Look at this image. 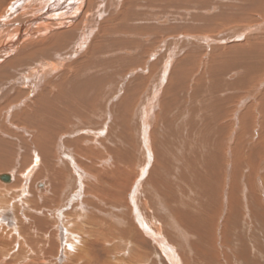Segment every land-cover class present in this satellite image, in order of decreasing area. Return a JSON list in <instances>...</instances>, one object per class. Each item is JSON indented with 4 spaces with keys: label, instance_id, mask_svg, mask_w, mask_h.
Listing matches in <instances>:
<instances>
[{
    "label": "bare ground",
    "instance_id": "obj_1",
    "mask_svg": "<svg viewBox=\"0 0 264 264\" xmlns=\"http://www.w3.org/2000/svg\"><path fill=\"white\" fill-rule=\"evenodd\" d=\"M213 6L207 5L205 0L9 2L8 11L0 16V75H3L0 76V129L4 126L5 118L9 119L8 114L13 113L14 109L25 108L24 117L19 119L29 127L24 134L36 132V149L30 151L31 165L26 172L39 167V174L45 177L43 179L50 188L43 180L29 184L26 179L28 174L21 173L16 178L13 187L17 186L18 190L14 193L15 196L18 199L30 200L31 203L29 205L17 201L16 208L10 205L0 206V257L12 255L11 257L21 264H41L46 258H53L55 264H145L146 251H139L137 248L149 237L170 264H181L180 255L176 254L175 248L184 249L188 243L177 237L182 233V228L179 231L174 229V221L177 220L171 216L177 211L189 213L182 214L185 218L188 217V221L183 223L193 230L196 227L191 219H199L201 212H206L196 213L198 209H191L194 206L192 204H186L185 208L180 209L181 201H185L190 192L196 194H192L196 196V201L202 190L201 199L205 200V203H202L203 210L209 209L215 203L214 179L218 180L219 177L215 178L214 172L220 159L219 154L223 152L222 148H219L222 143H219L222 128L218 121L224 106L221 100L223 95L220 93L226 88L227 83L223 78L231 62L223 60L220 61L221 64L217 61L219 66H216L220 68L217 73L210 75L209 88L206 84L202 85L199 79L192 93L185 95L187 99L184 94L180 96L171 77V87L175 84L172 92L169 86L163 92H171L172 97L167 102L166 99H161L165 104V108L161 110L158 106L159 94L175 50L167 51L169 55L167 54L165 59L161 54L164 53L168 41L164 38L166 34L178 36L184 31L201 33L212 29L214 24L209 22H220L223 25L229 18H235L219 11V16L207 19L201 17L199 20V15H210L213 10L210 11L211 8L217 9L216 5ZM223 7L222 10L228 8ZM183 13L186 18L192 20L183 22ZM258 13L263 12L258 10ZM236 16L232 21L243 18L237 14ZM229 21L231 22V19ZM235 34L229 33L227 37H235L237 43L243 42L245 37L241 39L239 34ZM169 40L174 42V46L184 44L185 47L187 44L186 47H189L196 39L179 36L170 37ZM244 41V44L231 47L236 52L232 58V62H235L232 64H238L239 67L243 64L244 67L257 60L264 63V53L261 50V47L264 48V42L261 41L260 44V41L256 40ZM203 42L206 45L209 43L207 39ZM242 47L250 48L242 52ZM118 62L125 66L128 64V73H138V80L141 82L148 79L147 63L149 68L154 70L158 67V72L155 71L156 75L150 79L149 87H145L146 94L141 96L142 99L140 97L137 105L132 106V101L128 106L127 99L124 100L123 106L129 108L127 114L122 113L119 109L121 106L116 109L109 108L113 99L110 95L122 91L121 86L115 91L113 82L106 80L112 76L114 78L112 72L117 73L120 70L121 65L118 66ZM258 69L260 68L255 65L244 67L240 81L244 83V78L250 77ZM240 81L233 82L232 86L240 84ZM132 84L130 90L134 91L136 87L132 88ZM118 116H126V127L121 125ZM98 120H102L100 125ZM91 126L97 129H92ZM5 136L0 130V143ZM260 143L262 142L257 143L258 149L250 146H245L247 151L242 149L250 157L254 155L250 152L257 153L260 149L264 152V145L262 147ZM81 144L95 152L103 153V160L97 159V155L90 158L79 153V150L88 151L83 149ZM117 147L120 148V156L123 155L125 161L117 156ZM1 148L0 145V150ZM97 160L99 166L106 168L130 161L138 166L141 176L136 185L133 184L132 191L129 190V197L124 196L121 186L119 190L113 186V194L106 192L103 184H108L109 181H103L107 179L105 172L98 173V177H95L84 171L83 168L94 171ZM84 162L91 164L85 167ZM234 165L238 167L236 163ZM262 165L261 180L257 184L264 201V163ZM228 176L224 173L222 179ZM0 180L5 183L12 178L10 179L8 174H0ZM125 181L123 179L122 184L118 185L124 186ZM37 184L42 186L38 190L35 189ZM112 185L113 183L109 188ZM247 187L245 185L242 188ZM96 194H104L107 198L111 196L112 200L101 199ZM156 194L168 200L170 213L167 214L163 207L161 211H156L160 216L163 214L164 219L154 215L159 202ZM115 195H118L116 200ZM7 196L8 192L0 193V202H8ZM82 196H89L91 199L84 201ZM187 201L198 203L194 202V199ZM228 202L232 205L230 208H233L231 210L235 211L234 214L238 215L241 208H244L239 204V200L238 203H234V199H229ZM199 203L201 204V201ZM96 217L101 218V222L98 221L101 224L96 223ZM178 217L176 218L179 220ZM239 223L233 225L242 228L240 221ZM104 225L106 229L99 233L97 227ZM169 231L173 232L174 245L166 244ZM113 234H116L115 238L112 237ZM120 238L131 246L135 245L132 254L124 255L120 253L121 250H117L119 248L116 243L121 241ZM191 254L193 261L198 264H214L212 260L209 263L208 258L205 262L200 253ZM197 256L204 262L198 260Z\"/></svg>",
    "mask_w": 264,
    "mask_h": 264
},
{
    "label": "rangeland",
    "instance_id": "obj_2",
    "mask_svg": "<svg viewBox=\"0 0 264 264\" xmlns=\"http://www.w3.org/2000/svg\"><path fill=\"white\" fill-rule=\"evenodd\" d=\"M11 1L12 0H0V16L5 14L6 11H8L7 10L9 8L8 5H9V2ZM205 1L207 2V5H212V6L214 5L213 7H215L216 5L217 9L211 8L210 11L213 9L214 12H212L213 10L210 12L211 14L208 12L210 15H206V16L199 15L200 16L199 20H201L202 18L207 19L208 17L209 18L214 17L218 15V13H220L219 11L227 15L231 14L232 16L230 17H235V18L233 19L229 18V20L231 19V22L228 20L223 25H221L220 22H218L220 25L217 24V22H209L212 25L214 24L212 26V29L209 31L201 32V33L200 32H197V33L189 32L188 33L184 31L185 33L180 32L181 34L180 35L178 34V36L177 35L172 36V35L166 34L164 38H167L168 41L165 44L164 53L161 54L162 56L164 55L163 59H165L168 52H170L169 50L171 51L175 50L174 51L175 55L173 59L171 60L170 67L167 72L166 80L164 81L165 83L163 82L161 93L159 94L161 102L160 101L158 102V106L159 108H161V110L165 108L164 107L165 104H163V100L161 99H164V100L166 99L165 100L166 102L171 99L172 97L171 90L173 89L175 84L177 85V91L180 92V96H183V94H184V97L185 95L189 96L192 93L193 88L196 87L195 86L196 82L199 79L202 82V83L200 82L202 85L206 84V86L208 87L209 81L211 79L210 75L213 74L214 72L217 73V71H219L220 67L218 68L217 66H219V63L222 64V62L220 61L225 60L227 62H231L227 66L229 67V69L225 70L226 72L223 78L224 81L227 83L226 88L223 90V92L220 93L223 95L221 100L224 106L221 109L224 111V113L222 111V114L224 115L222 116L221 114V119L218 121V125H220L222 128L221 130L222 136L221 138H219L220 139L219 143L220 142L222 143H221V147L219 148H222L223 152L219 154L220 159L216 164V167H217L215 170L216 172H214L215 178L219 177V179L217 178L218 180L214 179L215 184H214L213 196H215V203H213L209 209L205 208L203 210L202 203H205V200H203V198L201 199L202 195L200 194H203L202 190L200 191L201 193L199 192L197 196L198 199H196V201H195L196 196H194L196 194L192 193L194 194L192 195L191 192L188 196L191 199L186 196L185 201H181L180 209L185 208L186 204L188 205L192 204L194 206H192L191 209L194 208L195 211L198 209L196 213L201 212V211L206 212L205 214L201 212V218L205 216L202 219L201 218L191 219V220H194L195 222L196 228L193 229L194 231L192 229H189V227L185 225V223L188 221L187 220L188 217L185 218L184 216H182V214L187 213V212L177 211L176 213L174 212L175 214L172 212L174 215L171 217L177 220V221H174L175 223L174 229L176 231H179L182 228L181 229L182 233H180V235L177 237L181 238L182 241H187L188 244H186L185 246L188 245L190 247L189 248L187 246L184 249L175 248V252L177 255H180L179 258H180L181 264H192V262H194L193 255L191 253L193 254L200 253L199 255L205 259V262H207V258H208L209 263L212 260L214 264H264V201H262L261 199L262 193H260V190L257 184L258 181L261 180L260 169H261V166H263L262 163H264V152L261 151V149L260 151L258 150L257 153L250 152L254 154V155H251L252 157L251 156L248 157L246 153V151L248 150L246 149V147L250 146L252 148L258 149L257 143L259 142H262L260 143L262 147L264 145V112H263L264 110V106H263L264 105V63H262L263 61L260 62L257 60L255 63L250 62L244 65V67H249V65H255L260 69L252 73L250 77L248 76L247 78H244L245 79L244 83H242L239 78H240V75L244 74L243 73L244 67H243V64H242V67H239L238 64L236 65L232 64L235 62V61L232 62L233 60L232 58L235 57L236 52L233 48H231L235 45L244 44L245 43L244 40L248 42L251 40H256V41H260L259 42L260 44H261V41L264 42V8H263L264 2L262 1L258 2V1H253V0H224L225 2L223 3L221 2L222 0L221 1L211 0V2L207 0ZM221 4L223 5L221 6ZM184 6L183 8H185ZM223 6H225V8L227 7L228 8L225 10H222V8H224ZM187 8L193 9V7H187ZM256 8H258V10L263 13H258V10ZM234 14L235 16H233ZM236 14L243 18L241 20H236V22H234L232 20L236 19L237 17ZM182 15L185 18V19L184 18L182 19L183 22L190 20L189 17L186 18L185 13H183ZM166 24L167 26H169L168 23ZM205 25H206V22H205ZM215 25H218V26H215ZM229 33H234V35H236L235 33H237L240 35L241 39L244 37L245 38L243 42L241 41V43H237V41L235 40L236 39L235 37L234 38L227 37ZM179 36L180 37L182 36L184 38L190 37V38L196 39L197 41L195 40V42H193L192 45H189V47H186L188 46L187 44H185V47H184V44H178L174 46L173 45L174 42L169 39L170 37L174 38V37H179ZM204 39H207L209 41L208 45H206L203 42ZM223 39L227 41L225 42V40ZM152 48L154 49V47ZM152 48L150 49L151 51L153 50ZM183 48L185 50H183ZM249 48L242 47V52L243 50L249 49ZM261 50H263V53H264V48L261 47ZM150 61L153 62L152 59ZM117 65L118 66L121 65V63L118 62ZM117 65H115L114 67L116 68ZM128 66H129L128 64L126 66L122 64L120 70H118L117 73L112 72L114 75V78L112 76V78L106 79L108 82L110 80L113 82L112 86L115 91H117V89H119L118 87L120 86L122 89L120 93L115 92L110 95V98L113 97V99H112V106H110L109 108L116 109L121 106V108L119 109L122 110L123 111L122 113L124 114L129 113L127 112L129 108L123 106L125 105L123 103L124 100L127 99L126 104L128 106H129V102H132V101L134 102L132 106L137 105V103H139L138 101L140 97L143 96V94H146L147 90L145 87H149L151 83L150 79H152L153 75H156V73L158 72L157 70L158 67L154 70L152 67L149 68L148 63H147L146 67L148 71H147L146 76L148 79H146L144 82H141L140 79L138 80V73L137 74L134 73L136 75L134 74L130 75L128 73V70H127L129 69ZM0 76H3V75H0ZM171 77H173L174 79L173 82L175 83L174 85H172V87H171V82L169 80L171 79ZM181 79L183 82L181 81ZM236 81H240L241 83L233 87L232 83ZM132 83L134 84L132 88L136 87V90H134L135 92L130 90V87H131L130 84ZM179 83L181 84L179 85ZM167 86H169V89L171 88L170 89L171 92L164 93L163 91L164 90L166 91V88H168ZM167 95L169 98H167ZM261 106H263L262 110H261ZM14 110L15 111L13 113H10L11 115L8 114L9 119L4 117L6 120L4 122V126L1 127L2 129H0L6 135L2 139L3 140L2 143H0V145L2 146L0 150V160H1L0 164H4V166L3 165L0 166V174H8L10 176V179L12 178L11 181L5 182V183H3L0 180V193L3 194L4 192H8V196H7L8 202L4 204L3 202H0V206L10 205L13 208H16L17 201H23L29 205L31 203L30 200H25L22 198L18 199L14 194L18 190V188L17 186L13 187V185L16 182L15 181L16 178L20 176L19 174L21 173L28 174L26 179L28 180L29 184H33L36 181L43 180L44 181L43 183H45L48 186V188H50V186L45 181V179H43L45 177L39 174V167H34L29 173L26 172L28 170V166L31 165L30 164V159H31L30 151L34 148L36 149L35 141H34L36 132L32 133L33 131L32 132L30 131L29 133L24 134V131L28 129L29 127L24 122H20L19 119H22L24 117L25 108L23 110H17V109H14ZM158 112L156 113L157 115H158ZM118 118H120L119 120H120L121 125L122 126L124 125V127H126L125 125L127 124L124 122L126 116L125 118L124 116L122 118L121 116H118ZM101 122L102 120L101 121L98 120L99 125ZM88 127L89 126H87V128ZM92 129H97V128H94L93 126ZM25 140H27L26 143H25ZM81 147L83 149H88V151L85 150L86 152H84L82 150H79V153L85 154L86 156L90 158H94L96 155L98 156L97 159L103 158L102 156L103 153L95 152L90 147L85 146L84 144H81ZM72 148L74 149L73 146L71 147V149ZM242 148H245L246 151ZM116 152H118L117 156L120 157L121 159L124 158L123 160L125 161V157L123 155L122 157L120 156L121 150L119 147L116 148ZM98 162L99 161L97 160L96 166L94 167V171L88 170L83 167L81 168L85 169L84 171H86L88 174H91L95 177H98L96 176L98 175V173L102 174L105 172V176L107 179L106 180L103 179V181L105 182L109 181L108 184L107 183L103 184V186L106 188V192L113 194V192H115V190L113 189V186L116 187V190H119L121 186L123 189L122 191L124 192V196L129 197V193H130L129 190L132 191V188L134 186L133 184L136 185V183L138 182L141 176L138 170V166L134 165L130 161L127 164H122V163L117 164V165L115 164L117 168H114L116 167L114 165L112 166V168H106L101 165L99 166ZM84 163H85V167L91 164L88 162H84ZM235 163L238 166L237 168L234 165ZM224 166L225 168H222ZM228 166L229 168H227ZM234 167L235 169L233 170ZM224 173L226 174V177L228 176L227 174H229L230 176H228V178L223 180L222 177ZM217 174L218 175L220 174V175L218 176ZM147 176H149V174L146 175V177ZM123 179L126 180L124 186L118 185L119 183L122 184ZM115 181L117 182L114 183ZM112 183L113 185L109 188L110 184ZM243 184L244 186L246 185L248 187L243 189L242 188L244 187ZM262 185H264L263 181H262ZM249 186H251V188ZM41 187L38 184L37 186L35 185L36 190H38ZM148 188L150 189L151 187L148 186ZM262 191L264 194V189ZM157 193L160 194L159 191ZM158 194L156 195L159 197ZM89 196H82V199L84 201L91 199V197ZM96 196L104 200H112L111 196H108L110 198L109 199L104 194H96ZM117 196L118 195L114 196V200H116ZM159 198L157 199L159 202L156 205L157 208L154 212V215L157 214L156 211L158 209L160 210L162 207H163V210L167 214L170 213L169 206H168V200L163 199V197L161 198V200ZM187 199L191 201H193L194 199V202H198V203L201 201V204L200 203L193 204L192 202L187 201ZM229 199H234L235 200L234 203H236L237 200H239V204H241V206L244 207V208H241V212H239L238 215L233 213L234 210H231L233 208H230L232 205L229 204L228 202ZM243 200H244V203L246 201L245 205H243L244 204ZM160 201L163 203L161 204ZM223 204H224V207H223ZM197 205H199L202 209H200V207L198 208ZM236 208H238V206ZM238 209H236V211ZM190 213H193V212H190ZM187 214L189 215V213ZM161 216L159 214L157 218L164 219L163 214H161ZM176 217H178L179 220ZM96 218H97L95 220L96 223L98 225L101 224L99 223L101 222V218L100 217L99 218L96 217ZM239 221L241 222L240 226H242V228L241 227L238 228V226L235 227L233 225V223L240 224ZM108 222H106V226L108 225L107 224ZM167 224L169 225V227L171 226L169 222H167ZM85 226H88V225L85 224ZM106 226L104 225L102 227L101 226L97 227L99 233L101 231L104 232V229H106ZM170 228L172 229V227ZM192 231H193L194 236L192 235ZM172 233L173 232L171 231L167 233L166 244L172 243V245H174V242H173L174 236ZM112 237L115 238L116 234H113ZM167 237L169 240L167 239ZM145 239L146 241L143 242L142 244H139L140 246L137 248L139 251H144V250L146 251L147 259L144 261L145 264H170L168 260L165 258V256L162 254V252L159 250L158 246L153 243L154 241L149 237H146ZM120 240L121 241L116 243L118 244L117 247L119 248L117 250L118 251L121 250L120 253L122 252L124 253V255L132 254L133 252L132 250L133 248H135V245L131 246L127 244L126 240L124 241L122 238H120ZM187 251H189L190 253ZM11 256L3 255L2 257H0L1 259L0 264H21V263H17V261L14 260V258ZM197 258L198 260L201 259V261H203L202 258H199L198 256ZM51 263L55 264L54 259L46 258L44 263H41V264H51ZM193 264H198V263H196L195 261Z\"/></svg>",
    "mask_w": 264,
    "mask_h": 264
}]
</instances>
